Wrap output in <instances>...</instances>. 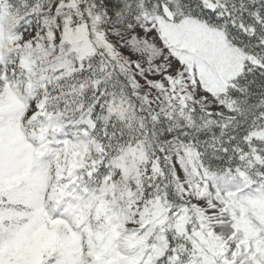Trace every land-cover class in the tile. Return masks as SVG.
<instances>
[{"label":"snow or ice","instance_id":"snow-or-ice-1","mask_svg":"<svg viewBox=\"0 0 264 264\" xmlns=\"http://www.w3.org/2000/svg\"><path fill=\"white\" fill-rule=\"evenodd\" d=\"M0 264H264V0H0Z\"/></svg>","mask_w":264,"mask_h":264}]
</instances>
